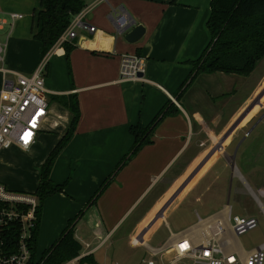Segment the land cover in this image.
<instances>
[{"label":"crops","instance_id":"obj_1","mask_svg":"<svg viewBox=\"0 0 264 264\" xmlns=\"http://www.w3.org/2000/svg\"><path fill=\"white\" fill-rule=\"evenodd\" d=\"M81 1L82 10L90 9L83 22L95 31H77V37L68 42L72 46L68 60L63 45L53 47L47 65V100L75 95L80 116L50 172L54 184H67L63 194L43 203L36 261L82 210L74 228L81 255L67 264L85 256L110 264L109 255L121 252L123 244L139 248L149 258L147 248L167 249L181 239L204 243L208 226L216 221L229 225L232 216L261 217L253 196L264 190V113L249 123L242 121L263 86L231 111L227 108L234 96L232 74H199L186 87L192 63L210 42L206 23L211 0ZM38 10L35 0H0V32L7 30L5 59L8 14L31 15L28 40L22 47H33L32 58L26 53L15 57L23 75H31L41 59L40 49L37 53L32 45L37 42L32 28ZM120 13L144 28L136 44L123 38L133 27L122 35L116 32L114 18ZM25 15L14 27L20 26ZM124 55L144 60L140 81H120ZM163 109L175 112L158 124L153 142L115 173L102 194L92 200L130 151V127L148 126ZM49 112L47 129L62 123L61 134L42 129L28 151L11 147L2 150L0 158H10L15 152L33 154L28 169L39 176L70 120L68 111L56 102L49 104ZM260 203L264 206L263 198ZM176 214L183 216L179 228L172 224ZM160 229H165V237L153 248L148 242ZM231 238L237 254L246 256L253 250L244 252L237 238Z\"/></svg>","mask_w":264,"mask_h":264},{"label":"built area","instance_id":"obj_2","mask_svg":"<svg viewBox=\"0 0 264 264\" xmlns=\"http://www.w3.org/2000/svg\"><path fill=\"white\" fill-rule=\"evenodd\" d=\"M89 10L86 7L72 18L55 47L71 42L80 29L89 33L95 31L94 27L83 22ZM21 19L23 15L8 14V37L16 21ZM114 19L118 31L130 22L125 13L118 14ZM5 53L6 44L0 42V152L11 147L28 151L50 115L45 88L50 51L40 59L31 75L6 69ZM143 72L144 60L141 57H122L120 81H140L142 78L138 74ZM253 198L264 220V206L260 203V199H264V190H259ZM37 208L35 194L13 193L0 184V264H32L30 240L37 221ZM258 227L259 219L256 217L232 216L229 225L216 221L208 226L204 243L181 239L167 249L147 248L151 257L143 260V264H264V243L246 256H241L234 251L230 240L231 236L237 238ZM185 244L187 246L182 248Z\"/></svg>","mask_w":264,"mask_h":264},{"label":"trees","instance_id":"obj_3","mask_svg":"<svg viewBox=\"0 0 264 264\" xmlns=\"http://www.w3.org/2000/svg\"><path fill=\"white\" fill-rule=\"evenodd\" d=\"M39 10L33 17V39L40 44L41 58L55 45L69 27L72 18L83 8L81 0H35ZM210 16L206 26L210 42L201 57L193 62L194 69L188 78V87L199 74H232L246 77L264 58V0H211ZM68 60L71 44L63 43ZM70 114L68 127L46 160L40 167L39 183L35 191L38 198L37 221L31 237L32 264H67L81 255V245L74 238L75 220L84 214L82 210L75 219L68 222L55 243L36 260V245L43 203L46 199L63 194L67 182L56 185L50 180V172L56 158L75 132L79 120V106L75 95L50 97ZM49 103V104H51ZM175 111L163 109L148 126L140 123L130 127L133 138L130 151L118 163L115 171L94 193L96 200L107 188L117 173L143 147L150 145L153 134L161 120ZM88 205L85 207L87 208ZM78 264H98L92 256L78 260Z\"/></svg>","mask_w":264,"mask_h":264},{"label":"rangeland","instance_id":"obj_4","mask_svg":"<svg viewBox=\"0 0 264 264\" xmlns=\"http://www.w3.org/2000/svg\"><path fill=\"white\" fill-rule=\"evenodd\" d=\"M7 12H15V11H7ZM16 14V13H14ZM22 15V13H21ZM25 15V14H23ZM26 18L24 21L18 24L13 28L14 31L11 36H9V48L12 45L11 50L8 48L7 58L5 59L4 56V67L10 71H13L15 73H22V68L20 66V63H17L16 56L21 55L22 53H26V55L30 56L32 58V51L33 47L30 48H24L22 46H26L25 43H27L29 35V24L31 20V15H25ZM93 27V26H92ZM9 29V26H8ZM6 31L0 32V42L2 44H5L6 40ZM26 40V42H25ZM22 42H24V45H22ZM36 46L37 53L40 49L38 42H33ZM24 48V52H22V49ZM7 51V49H6ZM6 55V54H5ZM229 77H233L232 83H234V93L232 94L233 99L230 106L227 108V111H231L237 104H240L242 100L250 96L251 92L255 90L257 87H264V58L260 60L254 70L247 75L246 77L232 75ZM262 87V88H263ZM48 103H51L50 99H48ZM262 106V107H260ZM260 106L255 107L249 111L247 109L245 110L246 114L244 115V119L242 123H244L246 120L247 123H249L256 114L260 116L264 113V97L260 102ZM249 107V106H248ZM261 115V116H262ZM260 118V117H259ZM264 121V120H263ZM47 129L48 126L44 125L42 129ZM63 129H65V126L61 124L58 125V127L47 129L51 130L50 132L58 134L62 133ZM45 131V130H44ZM250 131V130H249ZM248 131V132H249ZM39 132L38 134H40ZM35 159V155H25L22 153L15 152L14 154H11L10 158L1 156L0 158V184L3 185L7 191L18 193V194H34L39 183V176L35 175V173L30 172L28 169V163L32 162ZM256 212V208H254V213ZM193 216V215H192ZM256 217V214L255 216ZM259 219V227L253 231H250L242 236L237 237V241L240 244V247L244 250V252H248L250 249H255L259 245L264 243V220L261 217H256ZM183 219V216L181 214H176L174 216V222L172 223L175 228H179L181 226V221ZM165 237V229H160L155 237L151 241L148 242V245L155 248V246H158L163 238ZM116 237H113L111 241H115ZM230 240L232 244H234L236 241L230 237ZM121 248V247H120ZM111 253V252H110ZM41 254V253H40ZM39 254V255H40ZM109 259L110 264H142L141 260H147L148 256L144 254L142 250L139 248H133L129 246L128 244H123V248L121 249V252L117 253V255L111 253ZM146 256V257H144ZM72 264H78V263H72Z\"/></svg>","mask_w":264,"mask_h":264},{"label":"water","instance_id":"obj_5","mask_svg":"<svg viewBox=\"0 0 264 264\" xmlns=\"http://www.w3.org/2000/svg\"><path fill=\"white\" fill-rule=\"evenodd\" d=\"M129 29H131V30L128 31ZM116 32L119 33L120 35L127 32V33H125V35L123 37L124 41L128 44H136L141 39V37L143 36L144 28L140 24L136 25V22H134L132 19H130L129 24L127 26H125L124 29H122L121 31H118V27L116 25ZM138 77L142 78L143 74H138Z\"/></svg>","mask_w":264,"mask_h":264},{"label":"bare ground","instance_id":"obj_6","mask_svg":"<svg viewBox=\"0 0 264 264\" xmlns=\"http://www.w3.org/2000/svg\"><path fill=\"white\" fill-rule=\"evenodd\" d=\"M264 97V87L259 91V93L257 94V96L255 97V99L250 103L247 111L260 106V102ZM246 111V112H247ZM246 112L244 113V115L246 114Z\"/></svg>","mask_w":264,"mask_h":264},{"label":"snow or ice","instance_id":"obj_7","mask_svg":"<svg viewBox=\"0 0 264 264\" xmlns=\"http://www.w3.org/2000/svg\"><path fill=\"white\" fill-rule=\"evenodd\" d=\"M186 246H187V245L185 244V245H182L181 247L184 248V247H186Z\"/></svg>","mask_w":264,"mask_h":264}]
</instances>
